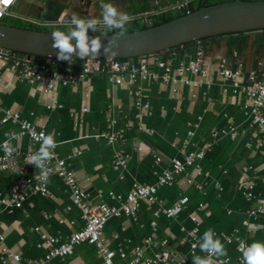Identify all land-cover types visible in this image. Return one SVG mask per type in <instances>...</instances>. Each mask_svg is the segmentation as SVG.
Segmentation results:
<instances>
[{
	"label": "crops",
	"instance_id": "0c3cea01",
	"mask_svg": "<svg viewBox=\"0 0 264 264\" xmlns=\"http://www.w3.org/2000/svg\"><path fill=\"white\" fill-rule=\"evenodd\" d=\"M86 6L84 0H17L8 17L53 30L66 28L73 13L83 19L102 20L101 13L81 16ZM124 11L134 16L129 9ZM199 47L209 70L208 82L192 85L199 76L191 73L185 75V80L174 75L175 81H163L164 70L156 59L177 66L195 58ZM146 58L158 77L139 82L151 104L139 120L134 86L116 84L107 73L93 74L77 84H57L52 93H46L43 83L19 79L1 59L0 104L48 134L54 133L56 152L78 177L84 199L93 204L119 205L120 200L113 195L124 199L135 184H155L158 173L171 168L173 159L181 156L190 130L194 134L186 150L213 142L202 160L159 188L155 204L141 201L135 215L110 218L104 234L117 253V264H131L134 249L140 244L144 258L157 260L156 264H180V260L193 264L194 255L208 256L199 243L211 228L227 251V256L212 257V264H235L242 258L241 242L247 246L264 241V210H259L264 207V145L258 142L264 132L252 122L248 95L221 77L219 63L227 60L230 69L241 70L244 76L253 71L261 75L264 30L224 34ZM110 121H115L113 132L127 131L125 142L109 143L102 136ZM13 131L18 136L11 141L16 155L8 170L0 172L1 196H8L22 178V167H26L27 177L39 170L26 163L28 153L39 148L33 146L18 123H0V156L6 151V133ZM120 151L128 155V163L116 168L114 160ZM156 157L161 158L159 163ZM189 178L192 184L187 183ZM47 186L48 196L32 193L22 207L0 213V236L5 238L4 244L0 241V264H16L13 259L5 263L4 246L20 254L23 264H29L51 249L43 234L56 238L58 245L83 227L82 212L65 182L52 175ZM184 197L188 198L187 205L177 216L156 215L160 208L172 207ZM255 210L257 213L251 214ZM192 214L198 217V224ZM196 228L198 246L192 251V232ZM121 251L126 253L125 258ZM162 256L164 259H158ZM50 264H103V260L95 246L81 243L66 256L53 258Z\"/></svg>",
	"mask_w": 264,
	"mask_h": 264
},
{
	"label": "built area",
	"instance_id": "2783aa9c",
	"mask_svg": "<svg viewBox=\"0 0 264 264\" xmlns=\"http://www.w3.org/2000/svg\"><path fill=\"white\" fill-rule=\"evenodd\" d=\"M17 0H13L10 4H4L0 0V22L4 16L10 14V9L14 6ZM193 2V0H175L174 8L179 10L187 9V5ZM154 55V54H153ZM146 56H140L137 61H133L131 64L128 62L121 63L118 60L113 59H87L84 60L80 69L75 67V63L69 64L68 62L57 65L42 63L38 60L31 61L29 59H20L14 55H10L0 49V59L3 65L16 74L19 79L27 80L30 82L39 81L44 84L45 92L52 93L57 84L69 85L77 84L83 81L85 78L99 73H107L110 75L111 80L116 84H129L134 86L133 93L135 98V107L138 111L137 118L141 117V113L145 110H150L151 104L149 100L145 98V94L140 81L147 80L149 78H157L158 75L150 68L149 62ZM74 60V59H73ZM157 60V65L160 66L164 73L162 79L165 82L170 80H176L175 76L185 80L187 73L197 74L199 81L191 82L192 85L197 86L200 83L208 82L209 70L206 65V59L202 47H199L195 58L188 62H180L177 66H174L170 61ZM55 64V66H54ZM219 72L223 79L230 81L237 89L245 92L248 95V104L250 117L253 124H256L262 132H264V72L259 75L256 71L251 72L248 76H244L241 70H232L228 67L227 60H222L219 63ZM187 81V80H186ZM0 123L5 124L7 122L18 123L21 130L26 134L33 146L40 148L41 140L40 134H48L44 129L38 128L30 121L22 120L18 112L12 108L3 107L0 104ZM139 122V121H138ZM115 121H110L107 125V130L103 132L102 136L105 137L109 143L125 142L126 132L125 130L113 132V126ZM139 125L141 126L140 122ZM235 132L232 128V135ZM194 132H188V140L182 146L180 150L181 156L174 158L171 168L163 170L158 173L157 182L155 184L144 185L135 184L134 189L129 193L126 198L113 195V198L120 200L119 205H111L106 202L93 204L84 199V190L80 185V181L75 172L70 168L68 162L65 159L59 157L56 152V148L52 150L53 157L47 164V179L42 180L39 173L40 170L33 177L25 176L27 172L26 167L21 168V172L24 174L22 178L16 182L8 196L0 195V213L9 208L22 207L28 197L32 193H40L48 196L49 190L47 182L52 175L59 176L65 184L69 187L74 204L81 210L82 218L84 221L83 227L73 233L70 238L64 243H58V240L54 237L43 234V240L51 247L49 252L41 259L29 262V264H50L51 260L55 257H64L70 252L77 244L87 243L95 246L100 256L102 257L103 264H117L115 262L116 251L113 250L104 231L108 220L112 217H120L122 215L133 216L139 209V202L143 201L150 205L157 202L158 190L161 186L171 184L175 180V175L181 174L187 171L190 166L197 164L202 160L206 153L211 149L213 142H207L203 147L196 148L195 150H186L190 144V139ZM218 134L215 132L214 137ZM258 142L264 145V133L258 138ZM4 146V144H3ZM34 151L28 153L26 158L28 159ZM16 152L13 149L12 152L5 151V154L0 156V172L6 171L10 167L11 160L15 157ZM161 161L160 157H156V162ZM128 163V155L120 151L116 154L114 160V166L116 168L125 167ZM188 184H192L193 180L188 179ZM188 198H181L172 207L160 208L157 210L156 215L164 214L168 217L177 216L185 206L187 205ZM202 207V206H201ZM259 210H264V207H259ZM257 211H252L251 214H256ZM192 219L198 224V217L192 214ZM245 225H249L248 221L244 222ZM196 228L192 232V251H195L198 246ZM4 236H0V241L4 244ZM243 246H246L243 242L240 243L239 249L242 252ZM4 261L13 259L16 264H23L20 254L8 251L4 246ZM133 260L131 264H156L157 260L145 259L143 255V245L136 246L133 252ZM121 257L125 258L126 253L121 251ZM164 259V256L158 259ZM223 263V262H222ZM180 264H186L185 260H181ZM235 264H242V258Z\"/></svg>",
	"mask_w": 264,
	"mask_h": 264
},
{
	"label": "water",
	"instance_id": "95a60500",
	"mask_svg": "<svg viewBox=\"0 0 264 264\" xmlns=\"http://www.w3.org/2000/svg\"><path fill=\"white\" fill-rule=\"evenodd\" d=\"M180 11L181 16L160 25H155L152 18H147L149 13L131 16L129 20L142 19L146 27L123 35L117 36L118 32L97 34L91 30L89 35L101 37L104 43L115 37L119 47L117 55L110 59L126 58L131 64L136 57L158 54L203 38L264 30V0H225L199 9H195L193 2H190L187 9ZM51 31L33 30L0 22V33H3L0 36V49L17 58L31 61L42 57L52 58L60 65L63 61L56 58L58 50L51 47ZM73 59L79 58L74 55ZM96 59L109 58L101 49V54Z\"/></svg>",
	"mask_w": 264,
	"mask_h": 264
},
{
	"label": "clouds",
	"instance_id": "9594fccd",
	"mask_svg": "<svg viewBox=\"0 0 264 264\" xmlns=\"http://www.w3.org/2000/svg\"><path fill=\"white\" fill-rule=\"evenodd\" d=\"M4 4H10L13 0H2ZM101 20L97 19H83L76 13L71 16L70 23L65 30L56 27L51 31L53 49H57L56 58L60 61H67L69 64L74 62V55L81 61L88 58H96L103 53L109 59L117 55L119 47L118 40L113 37L107 43H104L99 36H90L89 31L96 33L100 27L111 30H119L117 36L123 35L126 31L125 25L129 21L127 13H121L112 3H106L101 0ZM3 36V33H0ZM73 40L75 43H73ZM7 139L4 147L8 152L13 151L11 141L18 139L17 134L13 132L6 133ZM40 148L37 152L32 154L26 163L33 164L36 169L40 170V177L46 180L48 173L46 171L48 162L53 157L52 150L57 147V142L54 138V133L40 134ZM202 252L208 254L207 257L193 256V264H212V257L227 256V251L219 238H216L214 231L207 229L199 243ZM242 264H264V241H254L250 245L243 246Z\"/></svg>",
	"mask_w": 264,
	"mask_h": 264
},
{
	"label": "trees",
	"instance_id": "16d2710c",
	"mask_svg": "<svg viewBox=\"0 0 264 264\" xmlns=\"http://www.w3.org/2000/svg\"><path fill=\"white\" fill-rule=\"evenodd\" d=\"M108 1L110 0H105L106 3ZM123 1L125 5L123 10L129 9L132 15L150 13V18H152L155 21V25L163 24L167 21H170L182 15L179 9L172 8V6H174L175 4V0H123ZM223 1L225 0H193V4H194L195 9H199L203 6L214 5V4L223 2ZM97 3L100 4L101 0H98ZM164 8H168V9L165 11H162V9ZM1 23L12 25V26H17V27L25 26L26 28L33 29V30H44V31L53 30L49 26L38 25L34 23H27V22H23L22 20H14L12 18H9L7 15L3 17V19L1 20ZM145 27L146 25H144L142 19H133L125 25L126 31L124 33L141 30V29H144ZM60 29L65 30V28H60ZM118 31L119 30L109 31L106 28H100L99 31H97L96 33L97 34H113V33H117ZM89 34H90V31H89ZM229 34H233V33H229ZM221 35H224V34H221ZM221 35H218V36H221ZM214 37H217V36H212V37H207V38H203L200 40L192 41V42L186 43L185 45L203 42L205 40H208ZM179 46H176L174 48H177ZM174 48L165 50L161 53H166ZM138 58L139 57L134 58L133 61H137ZM37 60L42 63H49V64L54 63V59L47 58V57L38 58ZM118 61L121 63H126L128 60L126 58H119ZM66 62L67 61H63L62 63H66ZM74 63H75V67L77 69H80L83 61H81L80 59H75Z\"/></svg>",
	"mask_w": 264,
	"mask_h": 264
},
{
	"label": "rangeland",
	"instance_id": "374dc122",
	"mask_svg": "<svg viewBox=\"0 0 264 264\" xmlns=\"http://www.w3.org/2000/svg\"><path fill=\"white\" fill-rule=\"evenodd\" d=\"M86 1V10H82L81 11V16H91V17H95V16H99L97 14L101 13V8H100V4L97 3L98 0H96V2L94 0H84ZM93 2V3H92ZM107 3H112L117 9L118 11H120L121 13L125 12L124 9V1L123 0H110ZM94 6V7H93ZM95 8V11H93V9ZM83 9V8H82ZM101 16V14H100Z\"/></svg>",
	"mask_w": 264,
	"mask_h": 264
},
{
	"label": "snow or ice",
	"instance_id": "6c2138e0",
	"mask_svg": "<svg viewBox=\"0 0 264 264\" xmlns=\"http://www.w3.org/2000/svg\"><path fill=\"white\" fill-rule=\"evenodd\" d=\"M6 2H7V0H6Z\"/></svg>",
	"mask_w": 264,
	"mask_h": 264
}]
</instances>
